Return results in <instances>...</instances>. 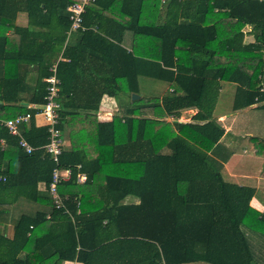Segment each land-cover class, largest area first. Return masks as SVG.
<instances>
[{
	"label": "trees",
	"instance_id": "obj_1",
	"mask_svg": "<svg viewBox=\"0 0 264 264\" xmlns=\"http://www.w3.org/2000/svg\"><path fill=\"white\" fill-rule=\"evenodd\" d=\"M74 1L0 0V116L30 114L20 130L36 147L27 152L0 124V264H262L264 211L251 204L256 190L227 181L220 159L228 156L211 152L225 134L214 117L222 82L236 85L233 110L264 107V0L88 5L86 29L76 30L84 45H68L69 61L58 63L59 127L70 144L57 163L44 148L48 126H38L35 116L47 102L46 77L67 39V7ZM147 7L151 14L144 18ZM20 11L29 26L15 24ZM36 25L45 29L33 30ZM127 30L131 49L124 44ZM46 38L47 56L37 44ZM84 54L113 70L79 74ZM19 57L33 64L31 73L10 70ZM90 75L78 87L77 78ZM141 77L167 87L160 95L143 94ZM105 95L119 108L101 117ZM189 109L197 111L190 116ZM185 114L191 119L181 120ZM250 140L264 156V137ZM56 166L72 169L59 185L72 216L56 207L49 191ZM79 173L87 175L84 182ZM129 196L139 202H125Z\"/></svg>",
	"mask_w": 264,
	"mask_h": 264
},
{
	"label": "crops",
	"instance_id": "obj_2",
	"mask_svg": "<svg viewBox=\"0 0 264 264\" xmlns=\"http://www.w3.org/2000/svg\"><path fill=\"white\" fill-rule=\"evenodd\" d=\"M161 2L163 3L164 0H161ZM145 14L150 17V15H149V14H151V8L150 7H147L146 11L144 12V18H146ZM4 21L5 20H3V19L0 20V22H2L0 24H3ZM15 24L17 26H29V20H28L27 13L24 11L18 12L17 17L15 19ZM32 27H33V30L34 29L35 30H37V29L44 30L45 29V28H39L41 26H38V25L32 26ZM2 28H5V24ZM250 29H251L250 26L246 27V30H250ZM12 32L13 31L11 29H9L10 35H12ZM4 37L5 36L3 34H0L1 40ZM251 39H252L251 35L246 36V40H251ZM89 41H90V45H92L94 43L93 39H89ZM84 42L85 41L80 40V34L78 32L73 31L70 34L68 33L67 39H66L65 43L63 44V47L61 48V50L58 51L57 57L56 56L53 57V60H54L53 63L56 61H69V58L64 56V51H65L66 47L70 44H72L73 46L78 45L79 47H81L84 45ZM132 43H133V32L131 30H127L125 32V35H124V44L129 49H131ZM16 44H18V40L16 41ZM37 44L43 46L40 50H43V48H45L43 50L42 54L47 56L49 53L48 49L51 45V40L49 38L40 39V41H38ZM16 46H18V45H16ZM95 47H97V45L93 44V48H95ZM37 51H39V50H37ZM70 53H72L74 56L78 55L77 49L76 50L73 49ZM100 53H102V49H100ZM2 54H3L2 46L0 45V75L3 74L2 68L4 65L3 60H1V57L3 56ZM22 59H24V58H22V57L17 58V62H15V64L12 63V64H14V68H10V70L11 71H17L18 69H22L23 72H25L26 70L30 71V68H28V67L33 66V64L30 66V65H28L27 62H24L25 60L22 61ZM18 66H20V67L18 68ZM103 66L105 69H109L111 71L113 70L112 68H110L108 65H106L102 61L99 63L95 62V59H94L92 54H88V55L84 54L82 60L80 61V65L78 66L77 71L79 74H81L80 71H84V70H86L87 72L88 71H96L99 68L102 69ZM90 68H91V70H90ZM30 73H31V71H30ZM82 78L81 79L77 78V84L79 85L78 87L85 88V85H87V83H88L87 81L90 79L93 80L91 75L88 77L86 76V78H83V79ZM144 79H146V78H144V77L140 78L141 90H142V85H143ZM151 85H153V84H151ZM233 86H234V88H233ZM233 86L227 85L226 82H222L221 93H222L223 89H225V91H228L229 93H231L232 88H233V92L235 93L236 86L235 85H233ZM221 93H220V96H221ZM232 99L234 100V97ZM219 100H220V98H219ZM218 103H217V106H218ZM24 104L29 105L28 102H25ZM217 106H216L215 111H214V117L218 118L220 123L222 125H224L223 123L227 122L228 119L224 116L223 113L222 114L216 113ZM116 107H117V109L119 108L117 99L113 96L105 95L102 99V109H101V111L98 112V114H100L101 117H104V116L108 117V116L112 115L114 112H116V111H114V109ZM260 107L261 106H259V104H254V105L247 107V108H243L240 110H233V103L231 106L233 113H236L238 115H240L242 112H244V114H247V112L253 111L254 109L260 108ZM196 111H197V109H189L187 112L191 116L194 113H196ZM182 117H184V116H182ZM35 119H36V124L38 126L47 125V123H48L47 118L42 111L36 114ZM190 119L191 118L188 116L187 120H190ZM184 120H185V118H184ZM232 126H234L232 123H228L227 125H225V128L223 127L225 129V134H224L223 138L221 139V145L219 147H217L216 150L212 151L211 153H213V155L219 159L222 157V155L228 156L227 159L224 157H223V159H220L222 161V164H223L222 172H223L224 178L226 180L228 178L229 180H227V181H229V182L237 183L240 185H246V186H250V187L254 188L256 190V192H255L254 197L251 200V204L254 207H256L257 209L264 211V156L259 155L257 153V148L254 145V143L251 142L250 139L249 140H250L251 144L247 149H244L243 151H236V149H234L232 147V142L230 141V139H227V135L229 134L231 136V133L234 132L233 131L234 128H232ZM251 136L264 137V135H250L249 137H251ZM65 143H66L65 144L66 146H69V144H70L69 139L66 138ZM220 153H222V155ZM40 188L42 190L45 189L44 183H40ZM128 198L130 199V201L128 200L126 202H139V199L134 197V196H129ZM37 207L38 206L36 205L35 207H33L31 209V211H35L37 209ZM7 233L9 236H12L14 234V229H13L12 224L9 226ZM258 243H259V245H262V252L261 253L258 252L259 260H260V262H262V264H264V243L263 242L262 243L258 242ZM67 264H82V263H80L76 260H73V261H68ZM195 264H207V263L199 262V263H195Z\"/></svg>",
	"mask_w": 264,
	"mask_h": 264
},
{
	"label": "built area",
	"instance_id": "obj_3",
	"mask_svg": "<svg viewBox=\"0 0 264 264\" xmlns=\"http://www.w3.org/2000/svg\"><path fill=\"white\" fill-rule=\"evenodd\" d=\"M94 2H96V0H76L68 5L67 9L70 12V19L72 21L68 31L69 34L78 29H86V25H84V14L86 12L87 6ZM58 63L59 61H56L51 65V74L46 77V81L48 82V92L46 95L47 102L43 106L42 110L47 118L48 131L50 133L49 141L46 145H44V148L46 149L47 153L52 155L54 161L57 163H59V156L63 151V146L65 145L63 130L59 127L61 109V78L58 75ZM30 118V114H22L18 115L17 117L8 119H3L0 116V124L6 126L11 134L19 137V144L29 153L34 151L36 147L33 146L23 135L20 130V125L23 122H28ZM71 177V168H61L59 166H56L53 170L52 181L50 182L48 187L56 207L63 208L72 216L68 207L66 206V198L59 191L60 183L69 180ZM86 179L87 175L85 173L78 174V182H84Z\"/></svg>",
	"mask_w": 264,
	"mask_h": 264
},
{
	"label": "rangeland",
	"instance_id": "obj_4",
	"mask_svg": "<svg viewBox=\"0 0 264 264\" xmlns=\"http://www.w3.org/2000/svg\"><path fill=\"white\" fill-rule=\"evenodd\" d=\"M227 85H235L231 82H226ZM153 84V85H151ZM167 86V82L162 80H156V79H144L142 90L141 92L143 94L147 95H160L163 92V89ZM236 86V85H235ZM234 88V86H233ZM229 93L228 91H225L223 89L220 100L217 106V114H224V116L228 119L227 122L223 123L222 125L225 128V125L228 123H232L234 126H232L233 133H231V136L228 134L227 139H230L232 142V147L236 149V151H243L244 149H247L251 142H250V135H264V108H256L253 111L247 112V114H244L242 112L240 115L233 113V110L231 108L233 103V97L234 92ZM114 111H118L117 107L114 109ZM188 113V112H187ZM181 119L187 120L188 114L183 115ZM227 180H229L227 178ZM130 201V199L127 197L125 199L126 201Z\"/></svg>",
	"mask_w": 264,
	"mask_h": 264
},
{
	"label": "water",
	"instance_id": "obj_5",
	"mask_svg": "<svg viewBox=\"0 0 264 264\" xmlns=\"http://www.w3.org/2000/svg\"><path fill=\"white\" fill-rule=\"evenodd\" d=\"M139 96H140L139 94L134 93V94H133V99L139 98Z\"/></svg>",
	"mask_w": 264,
	"mask_h": 264
}]
</instances>
